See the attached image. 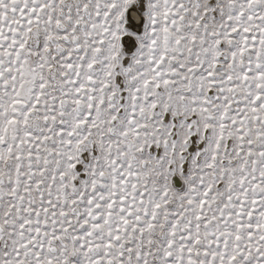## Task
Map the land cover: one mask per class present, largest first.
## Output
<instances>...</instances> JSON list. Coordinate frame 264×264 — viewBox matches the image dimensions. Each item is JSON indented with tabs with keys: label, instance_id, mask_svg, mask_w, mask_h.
<instances>
[{
	"label": "snow or ice",
	"instance_id": "1",
	"mask_svg": "<svg viewBox=\"0 0 264 264\" xmlns=\"http://www.w3.org/2000/svg\"><path fill=\"white\" fill-rule=\"evenodd\" d=\"M0 264H264V0H0Z\"/></svg>",
	"mask_w": 264,
	"mask_h": 264
}]
</instances>
